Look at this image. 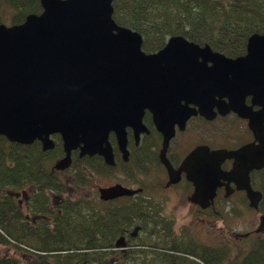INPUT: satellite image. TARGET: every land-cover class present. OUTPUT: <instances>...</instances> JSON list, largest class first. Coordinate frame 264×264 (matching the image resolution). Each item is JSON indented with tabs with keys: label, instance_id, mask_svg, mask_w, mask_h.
Returning <instances> with one entry per match:
<instances>
[{
	"label": "water",
	"instance_id": "water-1",
	"mask_svg": "<svg viewBox=\"0 0 264 264\" xmlns=\"http://www.w3.org/2000/svg\"><path fill=\"white\" fill-rule=\"evenodd\" d=\"M113 1L39 0V15L0 24V137L23 146L39 142L50 152L51 136L59 135L65 156L56 171L70 167L78 148L80 158L97 154L113 165L108 134H116L123 152L125 127L141 126L147 110L163 135L161 159L171 176L165 151L174 125L183 130L192 115L211 121L232 112L248 121L254 141L237 151L197 148L180 170L201 209L213 205L220 187L230 196L231 184L257 209L262 194L252 189L250 174L264 169V35L250 36L237 58L183 36L146 54L142 36L113 20ZM226 160H233L228 171L221 168ZM99 192L103 201L130 193L121 187Z\"/></svg>",
	"mask_w": 264,
	"mask_h": 264
},
{
	"label": "trees",
	"instance_id": "trees-1",
	"mask_svg": "<svg viewBox=\"0 0 264 264\" xmlns=\"http://www.w3.org/2000/svg\"><path fill=\"white\" fill-rule=\"evenodd\" d=\"M3 2L13 12L8 17L10 25H20L27 15L42 12L39 0ZM112 7L113 20L139 33L146 53L158 52L170 37L183 36L237 58L245 54L250 36L264 35V0H114ZM57 141L53 154L60 157L58 137ZM49 157L38 142L23 146L0 137V244L28 253L26 264H264V240L240 262L192 240L174 249L116 250L115 240L125 217L93 211L85 200H67L61 212L49 211L47 191H64L56 174L45 168ZM252 182L262 194L259 210L264 213V169L253 173ZM28 186L33 187L28 210L34 216L50 217L52 223L38 220L29 225L8 194ZM0 264L18 262L0 252Z\"/></svg>",
	"mask_w": 264,
	"mask_h": 264
},
{
	"label": "flooded vegetation",
	"instance_id": "flooded-vegetation-1",
	"mask_svg": "<svg viewBox=\"0 0 264 264\" xmlns=\"http://www.w3.org/2000/svg\"><path fill=\"white\" fill-rule=\"evenodd\" d=\"M224 101L227 102L226 99ZM244 102L248 106L251 105V97H247ZM188 108L194 111L198 110L192 104ZM253 110L256 111L258 108L254 107ZM247 124V120L241 119L235 113L230 112L225 116L217 115L211 121L199 113L192 115L186 121L183 130H180L178 125H174V136L170 139L165 151V158L173 170L170 176V172H168L161 159L163 135L157 130L152 114L145 110L141 117V126H136V128L128 125L125 127L126 146L123 152L120 151L116 134L114 132L108 134L113 165H108L104 157L97 154L92 157L85 156L80 158L79 148L71 153V165L68 169L73 168L75 170L72 182L75 190L82 194L78 196L80 199L78 201L85 199L93 211L101 214L107 213L126 218L122 222L121 233L115 240V244L121 240L122 247L117 249L114 244L116 250L130 248L174 249L186 243L185 240H192L197 244L201 243L194 236L190 227L183 228L180 226L176 228L175 210H173L175 207L174 203L183 202L186 204L192 214L199 218L201 222H204V224H200L199 228H202L205 227L204 216L208 213L212 212L217 215L225 213L232 216L242 212L243 209L240 210V208H216L218 201L221 204L228 203L230 198L238 196L243 200V204L248 206V210L259 213V223L252 230L231 232L233 246L229 243H223V247L220 244L214 248L226 252L229 255L228 259L240 262L257 242L264 240V213L259 210L260 203L257 209L251 208L246 193L244 191H236L235 186L231 184L230 188L234 192L230 196H225L224 187L218 188L213 205L203 210L193 203L194 186L188 181L186 172L181 171L180 167L184 159L197 148L207 147L211 151H237L241 147L252 143L254 137ZM57 137L62 149V155L58 159L60 160L65 156L61 138L59 135L51 136L55 143V148L58 144ZM232 163L233 160H226L221 166L222 170H230ZM54 166L50 169L53 174L67 172L68 170L56 171ZM253 173L250 174L251 187L254 191L260 192L252 182ZM102 178H107L108 182L104 185L92 187V192L86 191L90 181ZM55 179L56 181L60 180L59 177ZM114 187H121L130 193L108 201L101 200L99 191ZM26 189L30 190L31 194L27 195L26 192H22L21 196L24 197V205L28 210V200L32 195L33 187L28 186ZM47 192L53 194L55 191L48 190ZM8 194L14 200H18H15V202L21 208L22 204L19 194ZM78 201L73 202L77 203ZM63 204L64 202L57 208L56 212H61L60 207ZM51 207L49 205V211L53 212ZM28 212L30 211L28 210ZM25 217L29 225L36 224L38 220H47L48 222L52 220L48 216L33 215L32 218L30 216ZM218 238L222 243V237L218 236Z\"/></svg>",
	"mask_w": 264,
	"mask_h": 264
},
{
	"label": "rangeland",
	"instance_id": "rangeland-1",
	"mask_svg": "<svg viewBox=\"0 0 264 264\" xmlns=\"http://www.w3.org/2000/svg\"><path fill=\"white\" fill-rule=\"evenodd\" d=\"M0 14H1V20L0 24H4L6 26L10 25L9 18L13 12L10 10L3 0H0ZM169 39V38H168ZM167 39V40H168ZM59 155L53 154V151L50 152V157L48 160H46L45 168L49 171L51 168H53L54 164L59 161ZM74 169L70 168L67 170V172L63 173H56V176L59 177L60 181L63 184L64 191L61 194H57L53 192V194H50L47 192L49 196V205L52 206L53 213L57 211V208L65 201L69 200L70 202L78 201L79 195H82L78 190H75V186L72 182V176L74 175ZM108 182L107 178H102L98 180H92L90 181V185L86 191L92 192V187L97 185H104ZM22 192H26L27 195L31 194V191L28 189H25L23 191L15 192L19 194V199L21 200V210L25 216H30L31 218L33 215L28 212L26 209L24 203V197L21 196ZM65 193V194H63ZM18 201L17 199H15ZM85 200V199H84ZM20 204V205H21ZM175 207L173 210H175V222H176V228L183 227L186 228L187 226L191 228L192 232L194 233V236L198 239L200 244L208 246V247H218L217 245L222 246L223 243H229L231 246L234 245L231 232L234 231H247L252 230L257 227L259 221L258 216L259 213L251 212L248 210V206L243 204V200L238 196H233L229 199L228 203H222L217 202L216 208H240L243 209L242 212L233 214L232 216L227 214L217 215L215 213H208L206 216H204L205 219V227L199 228L200 224H204V222H201L199 218L195 217L192 214V211L189 210L186 204L183 202L181 203H174ZM222 212V211H221ZM51 219V218H49ZM29 222H31L30 219H28ZM50 222V221H49ZM52 223V220L51 222ZM218 236L222 237L223 242L219 240ZM256 242V241H255ZM223 247V246H222ZM227 250V249H225ZM229 250V249H228ZM0 252L3 255H6L7 257L15 258L18 262V264H26L29 260L30 256L28 253L22 250H18L12 245H2L0 244ZM230 252V250H229Z\"/></svg>",
	"mask_w": 264,
	"mask_h": 264
}]
</instances>
